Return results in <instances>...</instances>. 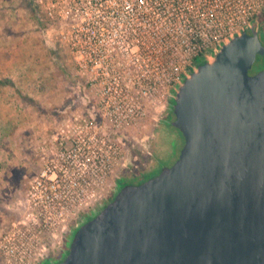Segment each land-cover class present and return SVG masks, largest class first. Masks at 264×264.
Listing matches in <instances>:
<instances>
[{
    "label": "rangeland",
    "instance_id": "obj_1",
    "mask_svg": "<svg viewBox=\"0 0 264 264\" xmlns=\"http://www.w3.org/2000/svg\"><path fill=\"white\" fill-rule=\"evenodd\" d=\"M117 5L121 8L111 9ZM253 14L242 29L259 24L252 19L264 18V7ZM238 16L221 12L217 33L215 27L202 29L205 60L227 41L228 25L240 31L233 27L241 21ZM195 25H200V0H0V51L12 56L9 63L0 60V66L11 65L7 70L16 83L11 93H23L27 101L11 105L28 116L11 129H29L35 136L62 133L65 138L59 141L71 142L76 150L61 153L60 163L75 160L77 177L90 168L93 178L91 188L74 187L79 195L75 203L57 205L58 196L69 187L57 184L54 175L44 190L50 195L39 193L36 167L29 177L34 190L25 195L20 182L13 188L5 183L9 168L0 171V264H37L61 248L66 251L70 232L105 204L118 178L153 176L160 151L171 142L160 144V130L176 138L169 157L177 156L182 142L163 121L173 91L188 68H195L193 57L200 49L192 41L199 29ZM6 36L13 38L8 44L2 40ZM214 38L221 40L216 48L210 45ZM18 149L23 156V146ZM88 151L91 167L84 161ZM10 153L7 149L5 158L11 166L24 162L18 156L10 163ZM54 228L60 234L53 241ZM44 244L46 249L37 255L35 248Z\"/></svg>",
    "mask_w": 264,
    "mask_h": 264
},
{
    "label": "water",
    "instance_id": "obj_2",
    "mask_svg": "<svg viewBox=\"0 0 264 264\" xmlns=\"http://www.w3.org/2000/svg\"><path fill=\"white\" fill-rule=\"evenodd\" d=\"M224 41L171 95L183 146L156 176L116 185L50 264H264V47Z\"/></svg>",
    "mask_w": 264,
    "mask_h": 264
},
{
    "label": "flooded vegetation",
    "instance_id": "obj_3",
    "mask_svg": "<svg viewBox=\"0 0 264 264\" xmlns=\"http://www.w3.org/2000/svg\"><path fill=\"white\" fill-rule=\"evenodd\" d=\"M115 8H121V5H117V7L112 6L111 9H115ZM200 8H204L203 5V0H200ZM253 27L255 29H257V34H258V38L260 40L261 45L264 47V23L263 24H257V25H252L251 23H249L247 25L246 29H243L244 31H246V33L250 34V28ZM242 30V31H243ZM241 31V32H242ZM264 69V55L263 56H257L251 69L249 70V75H254L257 72H259L260 70ZM175 117L173 115V113L171 112V109H169V114L166 115V117H164V125L167 128H171V129H175L178 132L179 137H177L178 140H181L182 142V146H183V138L180 134V132L174 128L173 126L170 125V122L174 121ZM166 129H162L160 130V144L164 143V140L166 141H171L169 143V146L165 145L166 147H168V149L164 150L163 145H161L160 147L163 148L162 151H160L161 153V160L159 159V161H157L158 166L155 168V173L152 174L153 176H156L159 171H160V165H164L166 167H170L172 164H174V162L178 159L179 156V152L177 153V156H175V158H170V151L171 148L175 145L176 143V138L174 140H171L170 137H168L167 135L165 136L164 134H166ZM168 133V132H167ZM13 134H10V136ZM36 134H25L21 140H19V142H17L18 145H22L23 146V150L22 151V161L24 158V162L20 163L18 165H15V167L10 168L9 171L6 173L5 177V183H7L8 188H13L15 187V184H17L18 182H20V187H24V193L25 195L31 194L32 191H30V188H34V186L32 185V183L29 181V177L32 176L33 177V172L35 170V168L37 167L39 170L38 171V176L41 178L38 183V185H40L39 187L41 188V192L39 191V193H47V191L44 192V190H46V186L50 185V182H52L53 180L51 179V176L54 175L56 178V183H60L63 186L68 185L67 182L64 179V175L62 174V172H64L63 170L66 169V166L69 165V172L70 175L69 177H72L75 173V168L73 165V161L72 160L69 162V164L64 165L61 164L60 161L64 162L63 157H61V153L66 154V152L69 150V152H74L76 149L73 147L74 145L71 142H60V138L63 137L65 138V135H63L62 133H56V132H43V133H37V136H35ZM164 136V137H162ZM163 139H162V138ZM7 140L11 143H13L15 140L17 139H13V137H8ZM15 144V142H14ZM17 144H15L17 146ZM69 145V146H68ZM62 146V147H60ZM182 148V147H181ZM61 150H63V152H61ZM65 151V152H64ZM11 158H13L14 154L11 152ZM70 157H75L76 155H69ZM9 157V158H10ZM56 163H58V165H56ZM159 163H161L159 165ZM169 163V164H168ZM14 171V172H12ZM20 174H19V173ZM7 174H9L7 176ZM20 175L21 179L20 180H12L13 176ZM89 180L91 181V177H89ZM140 179H136L132 176H130L128 179L125 178H118L116 185L119 184H123V183H136L138 182ZM44 185V186H43ZM1 186V185H0ZM70 186V185H69ZM36 189H38V186H35ZM34 190V189H33ZM37 191V190H36ZM37 191V193H38ZM50 194V193H49ZM112 196V193L107 196L104 200V202L106 203L108 200H110ZM41 197H43V195H41ZM76 194L75 191H70L69 192V196L66 198V200H63L64 204H70V202H75L76 201ZM59 204V203H58ZM64 248V247H63ZM64 253L65 251L61 248V251H58L57 253L51 254L50 256H47L46 259L42 260L41 262L37 263V264H50L53 261H57L60 260L61 258L64 257Z\"/></svg>",
    "mask_w": 264,
    "mask_h": 264
},
{
    "label": "built area",
    "instance_id": "obj_4",
    "mask_svg": "<svg viewBox=\"0 0 264 264\" xmlns=\"http://www.w3.org/2000/svg\"><path fill=\"white\" fill-rule=\"evenodd\" d=\"M153 5L154 4H150L149 8L153 9L154 8ZM203 5H204V8L203 9L200 8V25L199 26L195 25V27H197L199 29H197V32L195 33V37L192 38V41L196 45H198L200 48L199 51L197 53H195L194 57H196L197 55H200V59L205 60L208 56L205 54V48L203 46H201V45H203V43H202L203 39L201 38L202 29L205 26L206 27L210 26V28L215 27V33H217L219 31L218 27L220 24L221 12H229V13L234 12V13L240 14V16L236 17V19L241 20V21H236V23L238 25H235V26L233 25V27L239 26L241 28L239 32H241L243 30L242 26L246 25L249 22V20L254 15L253 13L258 12V10H260L262 7H264V0H203ZM206 11L208 12L207 16H205ZM235 15L236 14H234V17H235ZM231 19H234V18L232 17ZM227 29H228V32L226 33L224 40H228L229 38L233 37L234 35H237V33L239 34L238 31L235 32V30L231 27V25H228ZM232 31H234V32L232 33ZM198 40H200V43L197 42ZM220 42H221V40H219L218 38H214L210 45H212V47H215ZM188 70H190V67L188 68ZM90 154L91 153L88 151L85 153V156H84V159H85L84 161L89 164V167H91V163H89L91 161ZM73 165L75 168V172H74L75 174L72 177H69V175H70L69 165H67L66 169L63 170L64 172H62V174L64 175V179L68 184L64 187H69V190L62 192L63 197H60V195L58 196V199L56 200L57 205L64 204L63 200H66V198L69 196L70 191H75V194L77 196L76 200H78L79 195L77 194L76 189H74L75 186L81 185V186L85 187V189H88V187L91 188L93 178L91 176V173L89 172L90 168H89V171L86 172V175H78L79 177H77L78 169H77V165L75 164V161H73ZM66 176H68V177H66ZM89 177H91V181L89 180ZM44 194H49V193H44ZM50 200L53 201L52 198H50ZM75 202H70V204L75 203ZM59 234H60V231L58 232V228H54L52 230L51 237L53 238V241L56 240V238ZM40 246H41L40 248H35V250L38 251L37 255H39V256H41L40 252H42L46 249L47 244L46 245L45 244L40 245ZM35 255H36V253H33L32 256L34 257ZM29 260L30 259H28L27 262H29Z\"/></svg>",
    "mask_w": 264,
    "mask_h": 264
},
{
    "label": "crops",
    "instance_id": "obj_5",
    "mask_svg": "<svg viewBox=\"0 0 264 264\" xmlns=\"http://www.w3.org/2000/svg\"><path fill=\"white\" fill-rule=\"evenodd\" d=\"M5 40V42H3L4 44H8L9 41L8 40H12L13 38L11 37H4L2 38V40ZM10 56L8 53L5 54V50L0 51V60L4 59L5 63H9L8 60L10 59ZM8 66V68L5 67V69L3 67L0 66V80H2V77L4 78V81L1 82L0 81V126H1V131H0V171H6L8 170V168H14L15 165H18V156H19V160L21 161L22 159V155L21 152L17 153L18 149V145L17 142H19V140L22 139V137L25 134H33L29 131V129L27 131H23L22 133H19L21 131H13V126L16 124V122L21 119V124L25 123V119L28 117L26 115H24V110L19 112H16L13 110V108L11 107V105L13 104V102H16L17 104H19V102L23 101L24 103L27 101L23 99L21 93H11V88L14 89V87L16 86L15 84V79L14 77L10 74L11 71H8L7 69L11 68V65H6ZM9 76L11 79H8ZM7 77V78H6ZM7 80V81H6ZM15 91V89H14ZM13 92V91H12ZM29 107V103L27 104ZM12 128V129H11ZM11 129V131H10ZM23 130V129H22ZM10 134H13L10 136ZM20 135V136H19ZM8 137H13V139H17L15 140V144H17V146L11 142H9L7 140ZM4 142V143H3ZM7 149H9L13 154V158H9L10 159V163L12 161H17L16 163H14V166H11V164H9V160H6L5 158V153L7 151ZM9 157V156H8ZM5 162V163H3Z\"/></svg>",
    "mask_w": 264,
    "mask_h": 264
},
{
    "label": "trees",
    "instance_id": "obj_6",
    "mask_svg": "<svg viewBox=\"0 0 264 264\" xmlns=\"http://www.w3.org/2000/svg\"><path fill=\"white\" fill-rule=\"evenodd\" d=\"M258 20V23L261 25V24H263L264 23V18L263 17H259V16H255L253 19H252V21H255V20ZM206 60H204V59H200V55H197L196 57H194V64H195V66H198V65H200V64H202V63H204ZM191 70H188V72H190ZM165 128H167L166 126H165ZM169 129V128H168ZM171 129V128H170ZM169 129V130H170ZM125 179H128V177L127 178H125Z\"/></svg>",
    "mask_w": 264,
    "mask_h": 264
}]
</instances>
